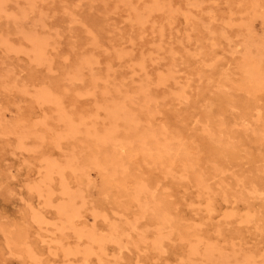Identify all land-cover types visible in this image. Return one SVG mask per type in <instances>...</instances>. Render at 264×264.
<instances>
[{"label":"rangeland","instance_id":"obj_1","mask_svg":"<svg viewBox=\"0 0 264 264\" xmlns=\"http://www.w3.org/2000/svg\"><path fill=\"white\" fill-rule=\"evenodd\" d=\"M0 6V264H32L23 254L30 242L45 264H264V90L250 92L241 79L244 56L264 72V0H0ZM33 36L42 43L40 56ZM39 87L56 103L41 101ZM126 93L134 94L127 105L135 125L112 113L128 102ZM58 111L80 132L56 139L65 132ZM150 124L185 142V165L153 161L129 143L130 133ZM112 127L125 169L109 179L101 174L108 169L94 168L85 181L87 143ZM66 157L74 162L67 165ZM47 159L69 167L63 163L59 176L61 167L54 173ZM133 179L145 180L169 206L172 229L160 232L140 217L125 195ZM65 187L77 196L72 223L58 212L74 197ZM132 219L139 225L128 244L116 242L111 227ZM89 232L102 240L91 242Z\"/></svg>","mask_w":264,"mask_h":264},{"label":"bare ground","instance_id":"obj_2","mask_svg":"<svg viewBox=\"0 0 264 264\" xmlns=\"http://www.w3.org/2000/svg\"><path fill=\"white\" fill-rule=\"evenodd\" d=\"M21 6V5H20ZM31 6H33V4H31ZM1 7V6H0ZM161 30V29H160ZM25 32V31H24ZM2 36V35H1ZM35 36V35H34ZM32 37V38H30V41H31V43H32V46H33V49L32 50H34L35 51V53L37 54V55H39L40 56V54H41V52H42V43H40L41 41H40V39H38L37 37ZM43 37V36H42ZM40 42H39V41ZM9 42V41H8ZM10 43V42H9ZM238 46V45H237ZM249 46V45H248ZM8 48V47H7ZM20 48V47H19ZM242 49H244V48H242ZM17 52V51H16ZM238 52V51H237ZM250 53V52H249ZM253 53V52H252ZM257 53V52H256ZM90 54V53H89ZM238 54V53H237ZM243 54V53H242ZM251 54V53H250ZM82 56V55H81ZM6 58V57H5ZM90 59V58H89ZM88 59V60H89ZM4 60V59H3ZM93 61V60H92ZM257 61L258 60H255V58H252L251 56H244V60H243V63H242V66H241V70H242V73H243V76H242V81L244 82V85H245V87L247 88V90L248 91H250V92H254V91H258V92H260V90L262 91V90H264V72H262L261 71V69H260V67H259V65L260 64H258L257 63ZM83 62V61H82ZM242 62V61H241ZM259 62V61H258ZM90 63H92V62H90ZM96 65V64H95ZM74 68V67H73ZM239 69H240V67H239ZM240 71V70H239ZM8 72V71H7ZM241 73V72H240ZM241 73V74H242ZM9 74V73H8ZM13 74V73H12ZM95 75V74H94ZM89 76V75H88ZM129 76H130V74H129ZM16 77V76H15ZM131 77V76H130ZM5 78V77H4ZM146 78V77H145ZM79 79V78H78ZM82 79V78H81ZM94 79V78H93ZM13 83V82H12ZM14 84V83H13ZM140 85V84H139ZM38 86V85H37ZM44 86V85H43ZM123 86V85H122ZM242 86V85H241ZM7 87V86H6ZM10 87V86H9ZM125 87V86H124ZM144 87V86H143ZM224 87V86H223ZM237 87H238V85H237ZM40 88V87H39ZM43 88V87H42ZM88 88V87H87ZM141 88V87H140ZM41 89V88H40ZM48 90V89H47ZM85 90V89H84ZM103 90V89H102ZM140 90V89H139ZM36 92V91H35ZM37 92H38V94H37ZM36 92V94H37V97L42 101L43 99V101H45V100H47L48 102H54V103H56V101H55V99H54V97L51 95V93L50 92H46V90L44 91V90H38ZM257 92V93H258ZM49 93V94H48ZM255 93V92H254ZM256 93V94H257ZM35 94V95H36ZM129 94V93H128ZM128 94L126 93V97H125V94H124V96H123V100H128L127 99V96H128ZM130 94H133V93H130ZM129 94V95H130ZM137 94H140V96H141V99H140V97H138V99H140V102H142L143 101V103L144 104H142V105H144V106H147V104H148V101H149V99H148V101H147V94H146V91L144 90V89H141L140 91H139V93H138V91H137ZM137 94H136V96H137ZM261 94V93H260ZM250 95V94H249ZM110 96V95H109ZM131 96H134V94L133 95H131ZM36 96L34 97V98H37ZM253 97V96H252ZM38 98H37V100H38ZM58 98V97H57ZM125 98V99H124ZM152 98V97H151ZM254 98V97H253ZM137 99V98H136ZM119 100V99H118ZM133 100V99H132ZM254 100V99H253ZM257 100V99H256ZM122 101V100H121ZM120 100H119V102H121ZM129 101H131V100H128V102H125V101H122V103L124 102V104L123 105H121L120 103H118V106H116V107H113V109H112V113L114 114H118V113H120V112H123L124 114H126V116H128L129 117V120L130 121H128L127 122V120H126V122L127 123H130V122H136V120H135V118L137 117L136 116V114H135V118L133 117V115H131V114H129L131 111H130V108H129V110H128V105H127V103H129ZM138 101V100H137ZM39 102V101H38ZM117 102V101H116ZM116 102H115V105H116ZM132 102V101H131ZM130 102V103H131ZM135 102V101H134ZM140 102H138V104L139 105H141L140 104ZM58 103V102H57ZM126 103V104H125ZM137 103V102H136ZM259 103V102H258ZM120 104V105H119ZM134 104V103H133ZM138 104H136V105H138ZM113 106V105H112ZM149 106V105H148ZM141 107V106H140ZM111 108V107H110ZM139 109V108H138ZM256 109V108H255ZM108 110H109V108H108ZM120 110V111H119ZM140 110V109H139ZM111 111V110H110ZM255 111V110H254ZM59 112V111H58ZM133 112V111H132ZM131 112V113H132ZM60 114H61V112H59ZM58 113V114H59ZM66 113V112H65ZM105 113V112H104ZM136 113V112H135ZM59 114V115H60ZM133 114V113H132ZM65 115H67V114H65ZM112 115V114H111ZM148 115V114H147ZM58 116V115H57ZM102 116V115H101ZM112 116H114V115H112ZM256 116V115H255ZM60 117V119L65 123V132H64V134L62 133H59V131H58V133L56 134V135H54V137L56 138V139H61L62 137H63V135H64V137H70L71 135L70 134H72V133H74L75 132V134H76V132H80V131H78V127L76 128V125L78 124V122H77V124H74V122L72 121V120H70L71 118H68L67 116H62V114L59 116ZM85 117V116H84ZM114 117H116V116H114ZM120 117V116H119ZM122 117V116H121ZM120 117V118H121ZM124 117V116H123ZM82 118V117H81ZM125 118V117H124ZM127 118V117H126ZM125 118V119H126ZM80 119V118H79ZM78 119V120H79ZM147 119V118H146ZM57 120H59V119H57ZM60 120V121H61ZM77 120V121H78ZM2 121V120H1ZM72 121V122H71ZM111 121H114V120H111ZM123 121H124V119H123ZM142 121V120H141ZM231 121V120H230ZM262 121H264V120H262ZM83 122V121H82ZM148 122V121H147ZM21 124V123H20ZM74 124V125H73ZM107 124H109L108 122H107ZM134 124V123H133ZM85 125V124H84ZM113 125V124H112ZM115 125V124H114ZM135 125V124H134ZM242 125V124H241ZM245 125V124H244ZM247 125V124H246ZM79 126V125H78ZM136 126H138V125H136ZM148 126V125H147ZM145 127V129H142V130H139L138 132H135L136 134H134L133 133V135H131L132 133H130V135H128L127 136V140L129 141V143H131V142H135V144H136V146H137V148L139 149V154H141V153H145V154H149L150 156H152V158H153V161H159V162H161L162 160H164L165 162L164 163H166V162H169V163H166L167 165H169V164H172V163H174V161L177 159V161H178V163L179 164H181V167H182V165H185L186 163H187V161L190 159V157H189V152L190 151H188V147H187V145L185 144V142H183L181 139H179V138H177V137H179V136H177V135H175V136H177V137H175V136H168V134L167 133H165V131H164V129H159V130H154V129H152V127H151V124L149 125L151 128H148V127ZM2 127V126H1ZM5 127V126H4ZM130 129H132V128H134L133 126H132V124L130 125ZM80 128V127H79ZM108 128V127H107ZM109 128H111V127H109ZM138 127H136L135 129H132V130H134V131H136V129H137ZM22 129V128H21ZM76 129H77V131H76ZM86 129V128H85ZM12 130V129H11ZM105 130V129H104ZM113 127H112V129H106L105 131H104V133H102L101 135L100 134H98L99 136H97L96 135V133H95V135L97 136H95V137H92V138H90V140L92 141V143H87V144H89L88 145V147H90V151L89 152H91V153H88L87 151H86V153H88V154H86V153H82V155L83 154H86V157H82V158H86L85 160H83V164H82V167H83V172H82V174H84L85 175V181H86V179L87 178H89V175H90V170H92V169H97V170H99V169H101V168H106V170L108 169V171H107V174L106 173H101L102 175H106L105 177L106 178H108L109 177V179H110V177L111 176H114L116 173H117V171L119 170V171H121V170H124L125 168V166H126V164H123V162L124 161H122V159L123 158H121L122 157V155H120L121 154V151H119V150H122L123 151V149L122 148H124L123 147V144H122V142H121V144H119V141H118V138L115 136L116 134V132H115V130H113ZM60 131H62V130H60ZM23 132V131H22ZM94 132V131H93ZM18 133H20L21 134V132H18ZM36 133V132H35ZM87 133V132H86ZM114 133V134H113ZM19 135V134H18ZM22 135V136H21ZM20 136H18V138H20V140H19V142L21 143V138L23 137V135H24V133H22ZM31 135V134H30ZM87 136H88V134H86ZM85 135V136H86ZM33 136V135H32ZM61 136V137H60ZM126 136V135H125ZM34 137V136H33ZM39 137V136H38ZM90 137V136H89ZM124 137V136H123ZM36 138V137H35ZM55 138H54V140H55ZM71 138V137H70ZM77 138V137H76ZM79 138V137H78ZM126 138V137H125ZM125 138H123V139H125ZM25 139V138H24ZM28 139V138H27ZM26 139V140H27ZM82 139V138H81ZM88 140V139H87ZM261 140V139H260ZM56 141V140H55ZM55 141H54V144H55ZM87 142V141H86ZM126 142V141H125ZM187 142V141H186ZM252 142V141H251ZM19 143V144H20ZM76 143V142H75ZM86 145V144H85ZM224 145V144H223ZM127 146H128V144H127ZM33 147V146H32ZM131 147H133V145L131 146ZM22 148V147H21ZM79 148V147H78ZM77 148V149H78ZM87 148V147H86ZM84 151H85V149L84 148H82ZM63 150V149H62ZM82 150V151H83ZM127 151V150H126ZM129 151H131V150H129ZM128 151V152H129ZM133 151H135L134 149H133ZM132 151V153H134ZM128 152H127V154H128ZM138 152V151H137ZM141 152V153H140ZM75 153V152H74ZM130 153V152H129ZM79 154V153H78ZM70 156V155H69ZM83 156H85V155H83ZM70 157H72V156H70ZM69 157V159H71ZM81 157V156H80ZM131 157V156H130ZM192 157V156H191ZM48 158V157H47ZM65 158V157H64ZM63 158V159H64ZM67 158V157H66ZM152 158H150L151 160H152ZM62 159V160H63ZM72 159H74V157H72ZM149 159V158H148ZM192 159V158H191ZM40 160V159H39ZM48 160V159H47ZM65 160V159H64ZM68 162H67V161ZM65 161H66V163H67V165H70L72 162H74V160H76V159H74V160H68V158L66 159ZM49 161V160H48ZM65 161H60V162H62V165H64L65 164ZM85 161H86V163H85ZM194 161V160H193ZM192 161V162H193ZM78 161L76 160V163H77ZM145 162V161H144ZM47 163V162H46ZM64 163V164H63ZM87 163H89L88 165H87ZM44 164V163H43ZM78 164V163H77ZM80 164V163H79ZM147 164H149V163H147ZM58 165H60V163L58 162V163H56L55 161H49V163H47V166L46 167H48L50 170L51 169H55V170H53V172L54 171H56V169H58L59 167H61V166H58ZM66 165V164H65ZM66 165V167H69V166H67ZM171 166V165H170ZM61 169H62V167H61ZM72 169V171H76V168L75 169H73V167L71 168ZM181 169V168H180ZM82 170H80V171H82ZM183 170V169H182ZM58 171V170H57ZM60 171V170H59ZM59 171H58V174H59ZM63 171V169L60 171V174H59V176L60 175H62L61 174V172ZM101 171H104L103 169H101ZM48 172V171H47ZM55 173V172H54ZM78 173V172H77ZM194 173V172H193ZM48 174V173H47ZM73 174V173H72ZM81 174V175H82ZM74 175V174H73ZM163 175V174H162ZM78 176V175H77ZM83 176V175H82ZM132 177V176H131ZM140 177V176H139ZM138 177V178H139ZM48 178V177H47ZM61 178V177H60ZM74 178V177H73ZM62 179V178H61ZM60 179V181H62ZM81 179H83V177L81 178ZM188 179V178H187ZM89 180V179H88ZM134 180V179H133ZM102 181V180H101ZM105 181V180H104ZM134 181H136V180H134ZM88 182V181H87ZM91 182V181H90ZM148 182H150V181H148ZM157 182V181H156ZM189 182V181H188ZM66 183V182H65ZM80 183L82 184V181H80ZM79 183V178H78V185L80 184ZM84 183V182H83ZM104 183H106V182H104ZM134 183V182H133ZM151 183V182H150ZM149 183V184H150ZM202 183V182H201ZM61 184H63V183H61L60 182V186L59 187H61V186H63L64 187V185H61ZM67 184V183H66ZM87 184V183H86ZM90 184V183H89ZM152 184V183H151ZM101 185V184H100ZM102 185H105V184H102ZM101 185V186H102ZM107 185H109V184H107ZM114 185V184H113ZM66 187L68 186V185H65ZM80 186V185H79ZM159 186V185H158ZM65 187V188H66ZM85 188H87L86 186H84ZM80 188V187H79ZM121 188V187H120ZM132 188V189H131ZM61 189H63V188H61ZM67 189H69V190H71L70 189V187L69 188H66V191H67ZM77 189V188H76ZM82 189V188H81ZM73 190V189H72ZM71 190V191H72ZM155 190V189H154ZM64 191V190H63ZM71 191H69L70 193V195L71 194H74V197L73 196H69L70 198L68 199V201H66V203L64 202V204H61L59 207H58V212L61 214V215H63L64 217H65V220H66V222H68V223H72L73 222V218L74 217H76L77 215H78V210H77V206L75 207V202H74V200H76V195H75V193L72 191V193H71ZM78 191V190H77ZM127 191V190H126ZM68 192V191H67ZM161 192V191H160ZM79 193V192H78ZM262 193V192H261ZM65 194V193H64ZM63 194V195H64ZM81 194V193H80ZM259 194V193H258ZM79 195V194H78ZM125 195H127L132 201H133V204H134V202L136 203V205H137V207H138V209H137V212L139 213V215H141L140 217H142V216H144V217H146L149 221H150V223L152 224V226L154 227V228H156L157 230H159L160 232H161V230H164V231H168V230H170V229H172V226L174 227V217H173V214H172V212L170 211V208H169V206H167L166 204H165V202L160 198V196L158 195V194H156L153 190H152V188H151V185H148V183H146V181L144 180H142V179H140V180H138L137 179V181H136V183H135V185L133 186L132 185V187L130 186V188H129V191H127V193H125ZM158 195V196H157ZM100 196V195H99ZM66 197V196H65ZM78 197H80V196H78ZM64 198V197H63ZM75 198V199H74ZM81 198L82 197H80V201H82L81 200ZM74 199V200H73ZM129 199V200H130ZM78 200H79V198H78ZM79 203V202H78ZM174 211V210H173ZM136 212V213H137ZM97 215V214H96ZM101 215V214H100ZM103 217V216H102ZM139 217V218H140ZM133 220V219H132ZM134 221V220H133ZM126 224V226H125V228H121V227H119V226H112L111 227V229H110V233L116 238V242H118V243H120V242H122V241H124V242H126L127 243V241H128V237H130V235H132L131 233H130V231L131 230H133L134 228H136V226L137 225H139V224H137L136 225V221H134V222H129L128 224L127 223H125ZM174 224V225H173ZM111 225V224H110ZM122 225V224H121ZM62 226V225H61ZM109 230V229H108ZM55 232V231H54ZM134 232V231H133ZM166 233V232H165ZM110 234V235H111ZM152 234V233H151ZM84 235H86V234H84ZM96 235V234H95ZM56 236V235H55ZM109 236V235H108ZM138 236V235H137ZM160 236V235H159ZM87 237H88V239L91 241V242H94V241H101L102 239L101 238H95V236H94V234L93 233H87ZM97 237V236H96ZM110 238V237H109ZM142 238H144V234L142 235V234H140V239H142ZM139 239V240H140ZM33 240V239H32ZM37 240H39L38 238H37ZM151 240H152V238H151ZM36 241V240H35ZM40 241V240H39ZM40 244V243H39ZM128 244V243H127ZM132 245V244H131ZM160 245V244H159ZM41 246V245H40ZM39 246V247H40ZM69 249V248H68ZM41 251V250H40ZM19 252V251H18ZM23 254H24V257H26L32 264H45L44 262V258H43V254H42V252H39V250H37L36 248H35V246L33 245V244H31V242L30 243H28L25 247H24V250H23ZM88 254V253H87ZM119 254V253H118ZM203 256V255H202ZM221 258V257H220ZM222 259V258H221ZM212 262V261H211ZM238 264V263H237Z\"/></svg>","mask_w":264,"mask_h":264}]
</instances>
